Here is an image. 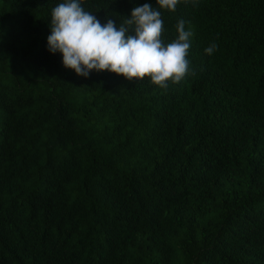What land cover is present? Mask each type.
I'll list each match as a JSON object with an SVG mask.
<instances>
[{
  "label": "trees",
  "instance_id": "obj_1",
  "mask_svg": "<svg viewBox=\"0 0 264 264\" xmlns=\"http://www.w3.org/2000/svg\"><path fill=\"white\" fill-rule=\"evenodd\" d=\"M64 0H0V264H264V0H81L191 28L161 89L48 50ZM212 43L217 50L208 55Z\"/></svg>",
  "mask_w": 264,
  "mask_h": 264
},
{
  "label": "clouds",
  "instance_id": "obj_2",
  "mask_svg": "<svg viewBox=\"0 0 264 264\" xmlns=\"http://www.w3.org/2000/svg\"><path fill=\"white\" fill-rule=\"evenodd\" d=\"M180 0H157L159 9L176 12ZM48 50L63 55V64L78 76L108 71L127 80L150 78L154 85L167 89L193 73L189 60L193 31L185 21L176 24L177 37L165 42L161 12L151 4L136 6L131 18L117 26L112 19L101 24L86 11L81 0H64L52 9ZM217 45L205 49L212 55Z\"/></svg>",
  "mask_w": 264,
  "mask_h": 264
}]
</instances>
